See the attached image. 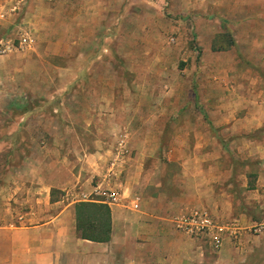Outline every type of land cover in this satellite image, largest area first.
Returning <instances> with one entry per match:
<instances>
[{"label": "rangeland", "instance_id": "1", "mask_svg": "<svg viewBox=\"0 0 264 264\" xmlns=\"http://www.w3.org/2000/svg\"><path fill=\"white\" fill-rule=\"evenodd\" d=\"M19 1L0 0V40L16 46L0 56V227L42 223L57 204L76 206V194L109 183L147 205L168 195L177 211L174 198L194 186L185 175H211L212 156L226 166L239 157L236 171L254 187L258 159L247 162L244 136L234 143L225 130L262 88L253 60L231 46L236 27L258 28L247 20L264 0ZM23 33L35 43L21 47ZM214 137L226 144L220 153ZM195 209L238 224L227 264H264V234L253 225L221 221L207 207L187 212ZM202 242L204 264H223L222 249Z\"/></svg>", "mask_w": 264, "mask_h": 264}, {"label": "crops", "instance_id": "2", "mask_svg": "<svg viewBox=\"0 0 264 264\" xmlns=\"http://www.w3.org/2000/svg\"><path fill=\"white\" fill-rule=\"evenodd\" d=\"M262 12L247 20L254 22L258 26L257 29L236 27L233 32L235 40L231 46L238 49L247 60H253L256 71L254 82L260 83L262 88L251 106L243 105L242 108L248 110L243 113L245 118L239 125L225 130L230 132L229 136L234 143L239 142L236 138L244 136L240 149L247 156L244 158L247 162L250 158L258 159L256 184L252 188L247 187L248 179L253 177L248 175L247 171L246 175H238L241 173L236 171L235 162L239 157L230 159V165L226 166V159L212 156V174L185 175L187 180L194 181V186L188 185L186 191L182 189V194L174 198L175 202H181L182 206L178 210L186 208L188 211L193 206L207 207L221 221L239 222L243 227L264 221L255 215L258 211L264 214V23L258 22L264 20V5ZM239 17L240 20L248 18ZM217 121L220 124L219 118ZM3 124L1 126H4ZM213 126H216L215 123ZM211 144L215 152L219 153L224 145L226 147V144L216 137ZM49 146L53 147V143ZM243 178L244 182L238 185V181ZM54 184L55 181L48 182L42 185V188L51 191L56 188ZM179 190L181 192V189ZM162 196L164 197L161 199L156 197L155 193L152 194L147 201L149 205L144 203L145 200L142 201L141 197H136L140 204L139 212L125 206L112 207V233L110 241L106 243L80 238L73 203L57 204L61 209L42 223L0 227V264H204L206 256L210 254L207 246L202 240L190 239L175 229L172 224L173 215L177 216L184 210L177 212L172 206L171 197L165 194ZM191 197L196 200L192 207L189 205ZM238 198L244 199L248 204L237 205ZM246 235L244 232V247L247 242ZM231 243L228 238L219 255L223 264L232 261L229 256L236 249L231 247Z\"/></svg>", "mask_w": 264, "mask_h": 264}, {"label": "built area", "instance_id": "3", "mask_svg": "<svg viewBox=\"0 0 264 264\" xmlns=\"http://www.w3.org/2000/svg\"><path fill=\"white\" fill-rule=\"evenodd\" d=\"M22 1V0H21ZM21 1L17 3H21ZM12 11L17 10V6H13ZM35 43L34 39H29L25 33L19 38L21 47L31 46ZM16 49V46L9 39L0 40V56H6ZM121 147L122 144H121ZM124 148V147H123ZM127 151H124L126 154ZM119 156V155H118ZM108 185L100 184L94 187L91 193L80 192L75 195L78 202L84 203H101L109 207L130 208L132 211L139 212L140 204L138 199H130L121 189L109 188ZM126 202L127 204H124ZM175 229L186 234L192 239L205 240L215 250H221L226 238H235L240 233L237 223L224 224L205 209H195L189 212L180 213L172 219ZM250 231L256 235L264 234V224H255Z\"/></svg>", "mask_w": 264, "mask_h": 264}, {"label": "trees", "instance_id": "4", "mask_svg": "<svg viewBox=\"0 0 264 264\" xmlns=\"http://www.w3.org/2000/svg\"><path fill=\"white\" fill-rule=\"evenodd\" d=\"M75 212L81 239L97 243L110 241L112 220L109 207L101 203L80 202L76 204Z\"/></svg>", "mask_w": 264, "mask_h": 264}]
</instances>
